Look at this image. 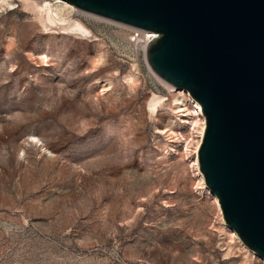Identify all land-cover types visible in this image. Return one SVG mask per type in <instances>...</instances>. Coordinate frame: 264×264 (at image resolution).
Returning a JSON list of instances; mask_svg holds the SVG:
<instances>
[{
	"label": "rangeland",
	"instance_id": "374dc122",
	"mask_svg": "<svg viewBox=\"0 0 264 264\" xmlns=\"http://www.w3.org/2000/svg\"><path fill=\"white\" fill-rule=\"evenodd\" d=\"M30 8L0 0V264H261L198 184L185 95L136 34L75 7L89 35L45 30Z\"/></svg>",
	"mask_w": 264,
	"mask_h": 264
},
{
	"label": "water",
	"instance_id": "95a60500",
	"mask_svg": "<svg viewBox=\"0 0 264 264\" xmlns=\"http://www.w3.org/2000/svg\"><path fill=\"white\" fill-rule=\"evenodd\" d=\"M156 36L152 71L205 116L199 170L223 220L264 259V0H65Z\"/></svg>",
	"mask_w": 264,
	"mask_h": 264
},
{
	"label": "bare ground",
	"instance_id": "6f19581e",
	"mask_svg": "<svg viewBox=\"0 0 264 264\" xmlns=\"http://www.w3.org/2000/svg\"><path fill=\"white\" fill-rule=\"evenodd\" d=\"M54 1H60V5H54L49 3L48 1L45 0H24L25 3H27V6L30 8L35 13V16L37 18L38 23L42 26L43 29L49 30V29H59L62 31H66L69 34H75V35H82V36H87L90 34V31L79 21V20H72L69 19V12L74 8L73 5L65 0H54ZM56 3V2H55ZM29 4V5H28ZM79 10V9H76ZM129 29H131L135 34L133 35L132 39L138 41L141 40V45L143 47L144 52L146 51L147 44L148 42L156 36L154 33H149V31H144L141 29H137L128 25L121 24ZM139 33H141L144 37L143 38H137ZM46 58V55L41 56V60L43 61ZM152 70V69H151ZM154 73V72H153ZM159 77V76H158ZM130 81L134 83V77L131 76ZM171 87L172 94L173 92H177L178 90L184 93V97L182 98V104L179 106L182 107L180 111L188 112L190 110L192 119L190 122V125H193L195 128V137L196 140L193 142V147H192V166L195 169V175L198 179V184L203 190H206L207 193H209L216 206L218 209L219 214L222 216V211L218 202V199L215 195H213L209 189L206 187L204 178L202 173L199 170V164H198V158H197V151L199 144L201 142L202 136H203V131L205 128V116L202 113L201 106L200 104L195 101L188 92L175 88L173 86ZM174 96V95H173ZM176 97V96H175ZM157 98H155L153 101L155 102ZM180 103V101H178ZM189 106V107H188ZM178 107V106H177ZM181 113V112H180ZM188 115V114H187ZM225 225L226 230L229 233V237L231 239H237L245 248H247L239 239L237 236L236 232L231 229L228 225H226L225 222H223ZM248 249V248H247ZM249 250V249H248ZM252 252V251H251ZM254 253V252H252ZM258 258L261 261V264H264V259L257 255Z\"/></svg>",
	"mask_w": 264,
	"mask_h": 264
},
{
	"label": "built area",
	"instance_id": "2783aa9c",
	"mask_svg": "<svg viewBox=\"0 0 264 264\" xmlns=\"http://www.w3.org/2000/svg\"><path fill=\"white\" fill-rule=\"evenodd\" d=\"M150 33V32H149ZM152 33V32H151Z\"/></svg>",
	"mask_w": 264,
	"mask_h": 264
}]
</instances>
